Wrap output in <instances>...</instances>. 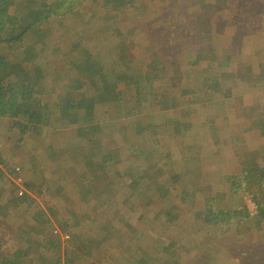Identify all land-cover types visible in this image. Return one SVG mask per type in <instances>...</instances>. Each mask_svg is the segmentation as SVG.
I'll use <instances>...</instances> for the list:
<instances>
[{
	"label": "rangeland",
	"instance_id": "1",
	"mask_svg": "<svg viewBox=\"0 0 264 264\" xmlns=\"http://www.w3.org/2000/svg\"><path fill=\"white\" fill-rule=\"evenodd\" d=\"M38 1L10 0L11 5L7 7V12L11 20L8 18L6 21L0 20V36L4 35L7 38H12L11 34L18 33L17 29L19 27L25 25L27 22L30 23L26 16V11L29 8H35L36 4L34 2L37 3ZM53 1L48 0V5L54 11L59 6L57 3L55 5ZM260 1L139 0L136 4H133V7L129 11H126L127 8L125 9L123 16L120 15L122 19L118 21L116 18H113V13L110 15L111 19L108 20L109 14L104 9L102 0H88L85 5L82 4L81 0H70L62 12H59L48 21H43L44 24L36 27L38 30H45L47 28L48 31L44 33L42 39L48 42L49 47L47 49L49 50H43L39 67L43 70H48V75L44 76L48 81L44 82L48 83L47 87L50 92L46 93V98L42 101L51 104L52 97H57L59 93H65L68 97L73 98V101L81 98L90 100L91 103L93 96L87 94L85 88L93 89V87H97L107 89V84H110L109 72L113 73V75L116 74V76H121L122 74L136 75V72L141 69L144 74H149L154 69L155 60H161L166 55L169 56L170 52L175 54L179 52L194 65L190 67V73H187V76H183L186 79H176L177 84L173 94L179 101L190 99L184 106L183 104L181 106V111L188 113L187 121H190L189 115L192 112L197 113L196 117H202V110H209V113L203 116L201 121L205 118H210L211 120L209 128L199 130L198 132L193 131V137H198L201 140L200 137L203 138L204 135L208 134L209 140H214L212 138L226 139L229 135L228 131L232 129L235 122L236 125H240L241 127H248L246 131L249 132L241 133L235 138V140H238L239 137L241 138V142L237 145L239 158L241 159L243 155H246L250 159H254V157L259 156L264 150V134H260L261 139L258 141H252L255 144L250 146L251 151H249L250 149L246 141L249 136L251 137L252 132L251 139H253L255 136L254 128L258 130L261 127L259 125L260 120H264L262 119L264 118V43H261L264 33L256 30V33L259 34L253 35L251 31L244 29L236 32L232 23L235 19L240 20L242 18L240 17V10L242 9L243 19L250 20L257 25L262 24L264 20L262 19L264 0ZM84 2L86 1L84 0ZM262 5L263 7L261 8ZM40 9H42L41 6ZM98 10H101V14L104 17L98 22L91 21L89 15H94ZM41 11H45V9ZM76 14H81V17L78 18ZM200 21L204 25L213 22L211 24L218 30L220 27L222 33L218 39L211 36L209 41L205 40L199 29ZM106 24H110L108 30L104 27ZM223 30H225L224 33ZM31 33L30 31L27 34V38L29 39L21 44H16L12 39L5 42L1 41V80L6 79L5 68L9 66L12 68L15 61L22 59L21 56L43 48L39 47L40 45H35V43L32 44L35 37ZM236 36H238V42L237 40L235 42ZM245 36L248 38L243 40ZM128 39L135 40L137 43L135 47L130 48L131 45L128 47ZM144 39L148 41H143ZM55 40H58L60 43H57ZM53 41H55L54 44H52ZM171 47L173 48L171 49ZM158 49L165 51L162 54H158L156 53V50L159 51ZM20 51L22 52L21 56L19 55ZM205 51L207 52L206 54ZM155 54L159 58H154ZM201 55L203 57L207 56V59L201 63H197L196 61H198ZM91 59L92 62L90 63ZM71 65L78 70L76 72L75 70H71ZM205 65H211L217 69L207 72V69L203 67ZM178 66L180 65L178 64ZM202 67L203 69L201 70ZM90 72L92 73L90 74ZM35 73L37 72H34L33 80L37 77ZM177 76L179 75L175 73L170 77H172L171 79H175ZM62 78L65 79L62 80ZM223 80L228 85H224ZM158 81L161 82V78ZM142 82L143 86L139 89L141 93L146 90L144 87L146 86L147 88L148 80L144 79ZM156 84L158 85V83ZM220 84L227 89L224 91L228 92L229 96L226 93L216 94ZM223 87H220V89H223ZM143 95L145 97L149 96L147 91ZM115 106L119 107L120 105L116 103ZM90 107L92 108V114L98 115L99 119L103 120L104 116L100 112L105 109V103H94L92 101ZM3 124L4 121L0 122V143H2V146L0 145V189H10L12 188L11 185L14 184L19 189L23 188L32 197H36L32 192V187L38 186L41 194L59 198L57 207L60 215H57L56 218L64 224V222L67 223L66 219L69 217L66 207L68 202L65 200L68 193H71L72 197H75L74 193L77 190L89 193L104 186L98 177H94L93 182H91L92 184L89 183L90 178L97 174L96 169L86 176L84 166L81 167V163L77 162V164L71 165L72 168L78 170V172H74L76 176H73L71 179L74 185L65 190L58 186L51 188L50 192L45 191V185L53 186L52 181H48L47 177L50 171L56 169L55 164L50 161L54 155L49 149L44 150L46 151L45 153L41 150L47 144L42 148L35 146V150L31 145L24 147L16 146L14 142L7 138L8 133ZM113 126L115 128V125H107V128L109 127L108 130L113 129ZM39 127H42L43 137L45 136L39 141L46 143L48 140H51L52 147H67L68 142L64 141L60 143L56 141L57 137L50 132L53 128L59 129L61 127L59 121H55L52 127H48L43 123ZM200 131L201 134L199 133ZM149 135L154 136L155 134L149 132ZM30 142L37 141L32 139ZM199 144L201 145V143ZM79 152L83 153V156L87 155V152L82 150L80 146ZM98 155V153H95L94 159L98 158ZM151 155L156 157L158 156V152L154 151ZM57 160L58 166L54 177H57L59 173L61 174V170L59 171L58 167L64 165L61 157ZM258 162L264 167L263 156L258 159ZM34 163L36 165L32 167L31 165H34ZM90 163L91 161H89ZM225 163L229 168L233 166V154L227 157ZM39 165L47 177L39 175L38 178L34 179L35 175H31L34 170L33 168L36 167L38 169ZM77 165L78 169H76ZM25 169L29 170V175L28 177H24V179L21 175L16 176L14 174H26V172H22ZM229 173H231L230 177L237 178L240 175V166L227 172V174ZM223 176L222 174H217L210 182L205 184V188L210 189L212 186L222 187L224 183V180H222ZM76 179H80V182ZM29 181L30 186L25 187L24 182ZM59 191H63V193H59ZM253 193L252 189L249 194ZM24 194L21 196H24ZM17 195L19 196V192H17ZM160 196L161 193L158 191H152L134 201V206L138 210L137 213L140 216L144 215L147 219L151 218V220H143L144 223L147 222V225H149L151 240L145 236L144 242L143 240L136 241L138 245H144L147 248L146 252H148L152 245L158 246V244L162 245L166 243L165 239H159L161 234L158 233L157 229H154L156 227L154 222L158 223L162 219V217L158 216L161 212L169 211L165 215H169L171 221L177 220L181 224L180 217L177 216L180 215L179 207L173 208L171 204L166 210L156 207L162 203ZM260 197L264 198L261 195ZM68 198L70 199V197ZM2 202L1 212L3 217L0 221V242L6 244L8 249L6 250L4 244H2L3 247L0 246L1 256H8L11 260L20 259L16 260L15 264H35L39 259V252L43 248L41 241L45 237H48L51 232L48 224L54 226L52 228L53 232L57 230L62 235L60 250L64 252L70 248L68 247V243L73 241V236L68 237L66 236L67 234L60 230L57 219L51 216L50 223L40 222L37 215L27 214L28 212L25 211L27 203L11 206L4 201ZM238 203L239 201H232L231 199L229 201L222 200L218 201L212 208L214 206L221 207L227 213H230L237 210ZM32 205L36 206L35 203H32ZM207 205H212L210 199H208ZM74 206H71L73 212ZM196 207V205L194 208L192 207V210ZM45 209L48 211V214H52L49 208L46 207ZM233 217L231 219L229 215L226 219L228 222L229 219L230 222H244V225H241L243 227L238 230V232H242L243 234L248 231L249 226L255 225V223L250 224L249 218L242 217L241 214ZM117 221L113 227H110L109 232L103 233V237L102 234H99L93 239V233L86 235L87 238L93 239L90 242V246L93 244L94 247L92 248L95 250V255L92 258L93 264H104V259H106V264H145L144 255L140 252L131 256L126 255L123 245L126 244L133 247V244H130L127 237L131 234H126V232L131 231V226H126V220L123 221L121 217ZM127 221H130V218ZM88 222L86 221L76 226L75 231L87 230L83 227V224H88ZM185 224L189 226V224ZM38 226H41L38 232L42 237L32 229ZM254 230L252 229L251 233ZM12 232L15 235L14 240H16L15 238L18 234L24 233L23 242L26 246L23 243V249L25 251L22 250V252L18 247L10 245L14 242V240L10 241L8 239ZM217 232L222 234L220 230H217ZM28 233L32 234V238H30ZM121 233L125 235L124 238L120 237ZM213 233L210 227L206 228L200 224L195 226L194 231L188 232L183 229L181 239L187 243V251L182 246V249H178L177 251H168V246H166L163 248V252L171 260L170 262L183 258L184 263L188 261L190 264H211L216 259L211 257L212 248L216 244ZM214 234L217 244L222 243L224 238L219 234ZM250 236L256 238L258 249L264 254V230H256ZM113 242L116 245L110 247ZM172 242L174 241L170 239L168 244ZM32 246L34 247L32 248ZM68 258L69 256L63 259L61 264H67ZM226 262L232 264L231 259L226 258ZM226 262L223 260V264H226Z\"/></svg>",
	"mask_w": 264,
	"mask_h": 264
},
{
	"label": "trees",
	"instance_id": "2",
	"mask_svg": "<svg viewBox=\"0 0 264 264\" xmlns=\"http://www.w3.org/2000/svg\"><path fill=\"white\" fill-rule=\"evenodd\" d=\"M69 1L70 0H54L53 2L55 5L57 3L59 6L54 11L51 10V6L48 5V0H39L37 3L34 2L36 7L29 8L28 11H26V16L30 23L27 22L25 25L19 27L17 29L18 33L11 34L12 38H7L4 35L0 36V43L1 41L5 42L12 39L16 44H21L29 39L27 38V34L31 31V34L35 37L32 44L35 43V45L43 47L38 51H33L24 56H21L22 52L20 51L19 55L22 59H20V61H15L12 68L10 66L5 68L4 72L6 79H0V122L2 123V121H4L3 125L8 133L7 138L14 142L16 146L24 147L31 145L35 150L36 147L42 148L47 144L44 149H41L42 151L48 148L59 151V153L54 154L50 160L55 164L56 169L50 171L48 177L44 174V171L40 169V165L38 169L36 167L33 168L34 170L31 175L47 177L48 181H52L53 186L44 188L47 192H50L51 188L58 186L65 190L71 185H74L71 179L73 176H76V173H74L76 170L72 168L71 165L78 162L84 166L85 171H83L86 173V176L90 175V172L96 169L97 174L90 178L89 183L93 182L94 177H98L104 185L101 186L100 189H96L89 193H84L81 190H77L74 193V213L72 215L68 213L69 217L66 219L68 224L66 222L62 224L61 221L56 218L57 215H60L57 206L48 207L51 210V216L58 220L60 230L67 234L66 236L68 237L73 236V241H71L73 243L69 242L68 247L70 248L62 252L60 250L62 235L57 230L53 232L52 228L54 226L48 224L51 232L48 237H45L41 241V243H43V248H41L39 252V259L36 263L61 264L62 260L69 256V261H66L67 264H93L92 258L93 255H95V250L92 248L94 247L93 244L90 246L91 240L99 234H102L103 237V233L109 232L110 227H113V225L118 222L117 219L121 217L123 221L126 220V226L136 225L133 227V233L127 236L128 241L130 244H133L134 249L126 244L123 245L126 255L131 256L140 252L144 255L145 264H158V261L155 260L154 257H150L151 250L146 252L147 248H145L144 245H138L136 242V239L143 240L145 236L151 239V236H149L151 231L147 229V223L145 222V224L142 222V220H146L147 218L137 213L138 210L134 206V201L152 191L161 193L160 197L162 198V203L156 207L166 210L177 195L174 189L180 190L183 188L182 195L189 196V202L192 201V203L200 207L196 208L195 215L194 212H191L192 206L185 204L184 201V206L181 208V219L194 222L199 218V223L201 220L206 224L218 225L224 230L227 226L226 231H229L230 227L234 225L235 228L232 231L234 236L242 235V232H238V230L243 227L241 225H244V222H230V219L228 222L226 217L230 215V218L233 219V216L241 214L242 217H247L249 221L252 222L253 219L257 217L258 212H260L261 215L264 213V199H260V195L264 196V167L258 162L260 157H264V150L258 158L254 159H250L249 157L245 158L244 155L240 159L238 151H233V166L229 168L226 166V159L224 157L226 155L227 146L231 145L230 140L219 138H212L214 140H209L208 134H206L205 137L203 136V138H200L201 140L197 139V144L201 143L200 148H196L189 153V158H191V160L185 163L186 167L181 171V175L186 180L178 185H174L171 181L173 177L172 174L169 179L172 185L170 191L167 190L165 185L160 183L161 178L168 171L166 165H163V167L160 166L161 160L165 164L173 162L171 159L172 156H168V148L170 147L172 149V145L179 141L191 140L193 137L192 132H198L201 126L205 130V126L211 125L210 118H205L201 121V118L207 115L209 110H202V117H196L197 113L192 112L189 115L190 121L186 120L188 115H186L185 119L182 117L184 113L181 111V106L182 104L184 106L190 99L179 101L178 98L174 96L173 91L176 88V79H186V77L183 76H187V73L191 71L190 67L194 65L191 61L187 60L182 53L180 54L177 52L175 54L170 52L172 56H170L171 54L169 53V56L166 55L161 60H155L154 69L149 73L150 75L144 74L141 69L136 72V75L122 74L121 76H116V74L113 75V73L109 72L110 84H107L108 88L105 86L104 87L107 89L93 87L91 90V95L93 96L91 103L92 101L94 103H105V109L100 112L104 116L103 120H100L98 115L92 114V108L90 107L91 103L85 106L84 103L81 102V99L80 102L74 103L75 101H72L65 93L58 94L57 106L53 105L51 102V104H41L38 102L39 99L43 100L46 98V93L50 92L47 87L48 83L44 82L48 81L44 77L48 75V70H43L39 67L41 54L49 45L48 42L42 39L44 33L48 32L47 28L45 30H38L36 27L44 24L43 21H48L59 12H62ZM81 1L84 5L88 2V0H85L86 2H84V0ZM137 1L139 0H102V4L109 14L108 20L111 19L110 15L113 13V18L120 21L122 19L120 15L123 16L124 10L127 8L126 11H129ZM256 1L261 2L260 0ZM10 5V0H0L1 21H6L7 18L10 19L7 12V7ZM40 6L42 9H40ZM262 7L263 5L261 8ZM43 9H45V11H41ZM89 9L91 10V8ZM76 15L78 18L81 17V14ZM262 15V19H264V11ZM207 16H209V14H207ZM89 17L91 21L98 22L104 15L101 14V10H98L97 13L89 15ZM240 17H242L240 20L235 19L232 23L236 32L240 29H244L246 31H251L253 35L259 34L256 33V30L264 33V20L260 25L250 20H245L243 19L242 9L240 10ZM199 23V29L207 41H209L211 36L218 39L222 33L219 27L220 33L218 34L219 30L214 28L213 24H211L213 22L206 23L205 25L202 21ZM104 27L108 30L110 24H106ZM224 31L225 30H223V33ZM235 38V42L236 40L238 42V36ZM55 41H53L52 44H54ZM143 41L148 40L144 39ZM56 42L60 43L58 40ZM32 44L30 45L32 46ZM136 44L135 40L128 39L127 41L128 47L131 45L130 48L135 47ZM172 48L173 47H171V49ZM158 50L162 51L159 52L156 50L158 54H162L165 51ZM206 53L205 51V54ZM154 58L159 57L155 54ZM205 59H207V56L203 57V55H201L196 62L201 63ZM89 62L91 63L92 59ZM178 64L180 66H178ZM203 67L207 69V72H212L217 69L211 65H205ZM70 69L75 70V72L78 70L73 65H71ZM34 72H37L35 73L37 76L35 80H33ZM49 73L51 72L49 71ZM91 73L92 72H90V74ZM175 73L179 76L175 79H171L172 77L170 76ZM159 78H161V82L158 81ZM63 79L65 78H62V80ZM144 79L148 80V84L147 88L146 86L144 87L146 90L141 93L139 89L143 86L142 80ZM156 83H158V85ZM223 83L224 85H228L224 80ZM220 87L223 86L220 84ZM220 87L216 94L226 93L229 96V93L224 91L227 89L224 87L220 89ZM146 91L149 96L145 97L143 94H145ZM64 97H67L71 101ZM116 103L120 106H115ZM55 121H59L61 127L59 129L53 128L50 132L57 137L56 141L60 143L64 141L68 142L67 149H63L62 146L53 148L51 140H48L46 143H44V141H39L45 137H43L44 133H42V127H39V125L43 123L44 125L52 126ZM107 125H115V128L113 126V129L108 130L109 127L107 128ZM259 125L262 128L259 127L258 130L256 128V132L264 134V120H260ZM62 127L69 128V130H65ZM149 132L155 135L151 136ZM260 134H256L253 139L256 141L261 139ZM32 139L37 142H30ZM0 145L2 146V143H0ZM182 145L185 146V142H183ZM79 146L82 150L87 152L86 156H83V153L79 152ZM154 151L158 152V156L154 157L151 155ZM45 152L46 151H44V153ZM95 153L99 154L96 159H94ZM60 157L64 165L59 166L58 170H65L64 173L66 174L54 177L58 166L57 159ZM89 161H91L90 164ZM192 161H196L198 166H190L189 164H191ZM223 164L225 170L240 166V175H238V178L235 179V177H230L228 175L224 177L222 187L212 186L210 189L205 188V184L211 181L209 179L210 176L211 178L214 177L212 173L214 165L222 169ZM35 165L36 163L31 166L33 167ZM187 169L195 172L186 176ZM22 172H26V174H14L16 176L21 175L23 179L24 177H28L29 170L25 169ZM68 174H70V177H67ZM76 180L80 182V179ZM24 185L25 187L30 186V181L24 182ZM11 187L10 189H0V221L3 217L1 203L4 201L11 206L27 203V209L25 210L28 212L27 214L37 215L40 222L50 223L48 213L41 207L32 205L34 200L28 192H24V196H18L17 192L19 187L17 188L14 184L11 185ZM252 189L254 193L249 194ZM33 191L34 194L44 197L43 194L41 195V191L38 190V186L32 187V192ZM229 191L240 194L242 198L249 197L247 204H254L257 210H250L239 206L236 211L234 210L227 213L224 208L217 206L212 208L213 204L207 207V201L210 198L206 197V194L210 193L213 197L217 198V202H220L226 199V194L228 195ZM59 193H63V191H59ZM170 194L174 195V199L169 197ZM67 196L71 197L72 195L68 193ZM46 204L48 206V202H46ZM69 208L68 205V209ZM161 215L163 216L164 212H162ZM129 218L130 221H127ZM147 220H151V218ZM86 221L89 222L88 224H83V227L87 230H82L80 232L75 231L76 226ZM141 226L144 227V230ZM254 227L256 228L254 232L256 230H264V215L257 219V223ZM40 228L41 226L36 228L33 227L32 229L42 237L38 232ZM89 233H93V239L86 237ZM11 235L8 238L10 241L14 240L15 237L13 232ZM28 235L32 238L31 233H28ZM120 237L124 238L125 235L121 233ZM23 238L24 233L18 234L15 238L16 240L10 245L18 247L20 251H25L23 249ZM2 244L4 243L0 242V246L3 247ZM115 245L116 243L113 242L110 247H114ZM4 246L7 250L8 247L6 244H4ZM33 247L34 246H32V248ZM154 249H156V247H154ZM161 258H164V254H162ZM16 260H11L8 256L0 255V264H15ZM103 261L104 264H106V259ZM103 261L101 262L103 263ZM180 261L181 264H190L188 261L184 263L183 258H181ZM167 263L172 264L170 262Z\"/></svg>",
	"mask_w": 264,
	"mask_h": 264
},
{
	"label": "crops",
	"instance_id": "3",
	"mask_svg": "<svg viewBox=\"0 0 264 264\" xmlns=\"http://www.w3.org/2000/svg\"><path fill=\"white\" fill-rule=\"evenodd\" d=\"M245 38L247 39L248 37L245 36L243 40H245ZM261 43H264V37L262 38ZM257 72L259 73L258 69H257ZM91 90L92 89L85 88V92L87 94H91ZM64 98H67V97H64ZM57 99H58V97H55V96L52 97L51 98V103L53 105L57 106L58 105V100ZM80 99L81 98L77 99L74 103L80 102ZM71 100L73 101V98H71ZM71 100H69V101H71ZM38 102H40L41 104L44 103L41 99H39ZM81 102H83L85 106L90 104V100H87V99H81ZM186 115H188V113L182 114V117L185 119ZM53 124H54V122H53ZM68 125H67V127H68ZM52 126L48 125V127H52ZM205 128H209V125L205 126ZM63 129L69 130V128H66V127L63 128ZM247 129H248V127H241L240 125H236L235 122H234V125H233L232 129L228 131L229 135L226 138V139L230 140L231 145L227 146L226 155L224 157L225 159H227V157L230 156V154H232L233 151H237L238 150L237 149V145H238V143L241 142V138L239 137L238 140L237 139L235 140V138L237 136H239L241 133H249L248 131H246ZM199 130H204V129L201 126V129H198V131ZM254 132H255V135L256 134H260V132L259 133L256 132V128H254ZM199 133L201 134V131ZM252 135H253V132L251 134V137H252ZM251 137L249 136L248 140L246 141V143L248 144V148L249 149H250V146L252 144H255V143H252V141L253 142L256 141L254 139H251ZM197 139H199V138L198 137L197 138L196 137H192L191 140L188 139L186 141H183V142H185V146L182 145L183 142L179 141L178 143L172 145V149L170 147L168 148V152H169L168 156H172L171 159L173 160V162L172 163L169 162V163L165 164L163 161H161V165H160L161 167H163V165H166V167L168 169L167 173L161 178V181H160V183H162L163 185L166 186L167 190L170 191V189L172 187V185L170 183V180H169L170 176L172 174H173V177L171 178V181L173 182L174 185H178L179 183L184 182L186 180L181 175V171L185 169V167H186L185 163H187L189 160H191V158H189V153L192 150L196 149V148L197 149L200 148V144H197V142H198ZM193 140H195V141L192 143ZM53 148H56V146L53 147ZM48 149L51 151V153L53 155L59 153V151H56L54 149H50V148H48ZM63 149H67V147H63ZM249 151H251V150H249ZM244 157L248 158L246 155H244ZM256 158H258V156ZM74 164H77V162H75ZM189 165L190 166L191 165L192 166L193 165L198 166V164H196V161H192V163L189 164ZM82 166L83 165H81V167ZM76 169H78V165L76 166ZM230 170H232V169H230ZM230 170H225L224 169V164L222 166V169L221 168L219 169L216 165H214V170L212 171V173H213V176H217V174L224 175L223 179H222V180H224L225 176H228V175L231 174V173L227 174V172H229ZM64 171L65 170H62L61 174L59 173L58 176L66 174V173H64ZM76 172H78V170H76ZM194 172L195 171L187 169L186 176H188V175H190V174H192ZM38 177L39 176H34V179H36ZM67 177H68V175H67ZM69 177H70V174H69ZM209 179L212 180L211 176H210ZM20 187H22V186H20ZM46 187L47 186H45V188ZM174 191L177 192L178 198H177V195H176L175 196V200L171 203V205L173 206V208L174 207H179L178 209H179L180 215H177V216L180 217L179 220H180L181 224H179V222L177 220H172L171 221L169 219V215H165V214H168L169 211H163L164 212V216H162L161 214L158 215V216L162 217V219H161L160 222L158 221V223L154 222L155 225H156V227L154 229H157L159 231L158 233L161 234L159 236V239H165L166 243H164L162 245L158 244V246H153L152 245L149 248V250H151L150 257H154V259L158 261V264H169L167 262L171 261L166 256V254L163 252L164 251L163 248L166 247V246H168L167 247L168 251H173V250L177 251L178 249H182V247H183V249L185 251H187V247H186L187 243L184 240L181 239L182 235H183V229L187 230L188 232L194 231L195 226H198V224H200L201 226H204L206 228L210 227L212 229V232H214L216 234H219L217 232V230H220L222 232V234H219V235H221L224 238L222 243L217 244L216 236L213 233V236H214V239L216 241V244L212 248L211 257L212 258H216V259L211 264H223V260H225V262H226V258L227 259H231L232 264H264V254L260 252V249H258L256 238H252L250 236V233H251L252 229H256L254 227V225L249 226L248 231L246 233H244V234L242 233V236L241 235L234 236V234L232 232L234 230V228H235L234 225H232L230 227L229 231H226V230L222 229L218 225L206 224V223H204L201 220H200V223H199V218H197L194 222H189L188 220L181 219V217H182L181 208H183V206H184V201H185V204H189L193 208L195 207V205L197 206L196 208H198L200 206L197 205V204L192 203V201L188 202V201H190V197L186 196V195H182L183 188L180 189V190L179 189H174ZM33 193H34V191H33ZM35 195H36V197L35 196L34 197L31 196V198L34 200L35 205L41 207L47 213H48V211L45 209L46 207L47 208L48 207H55V206L58 205L59 198H57V197H49V196L44 195V194H43L44 197H40L38 194H35ZM68 197L69 196H66L67 199H65L68 202L66 207L68 209V205L70 206V208L68 209V213L70 215H72L74 212H73V209L71 208V206L74 205L75 197L71 196L70 199ZM169 197L174 199V195L173 194H170ZM206 197L210 198V201H211V203L213 205H215L217 203V198L213 197V195H211L210 193L206 194ZM248 198L249 197L242 198L240 194H235V193H232V192L229 191V194L226 195V199L224 201H229L231 199L232 201H234V200L235 201H239V203L237 205L238 207L240 206V207L247 208V209H250V210L251 209H256L254 204H252V205H248L247 204ZM260 199L263 200L264 198L260 197ZM46 202H48V206H47ZM192 207H191V209H192ZM207 207H208V205H207ZM196 208L192 210L194 212V214L196 212ZM263 209H264V207H263ZM263 215L264 214L261 215L260 212H258L257 213V217L254 218L252 222L249 221L250 224L251 223H255L256 224L257 223V219L262 217ZM48 216L51 218V214H48ZM155 220H157V219H155ZM142 222H143V220H142ZM184 222L189 224V226L186 225ZM147 224H146V227H147V229H149V225H147ZM134 226H136V225H134ZM134 226H131V231L130 232H126V233H133V227ZM141 228L144 230L143 226H141ZM163 234H165V235H163ZM170 239H172L174 242L168 244V241ZM138 240L139 239H136V241H138ZM154 247H156V249H154ZM149 250H148V252H149ZM158 250H162V251H158ZM162 254H164V258H161ZM170 263H172V264H181V261L179 259H176L174 262H170ZM226 264H230V263L226 262Z\"/></svg>",
	"mask_w": 264,
	"mask_h": 264
},
{
	"label": "built area",
	"instance_id": "4",
	"mask_svg": "<svg viewBox=\"0 0 264 264\" xmlns=\"http://www.w3.org/2000/svg\"><path fill=\"white\" fill-rule=\"evenodd\" d=\"M18 192H19V195H22L25 192V190L23 188H20Z\"/></svg>",
	"mask_w": 264,
	"mask_h": 264
}]
</instances>
